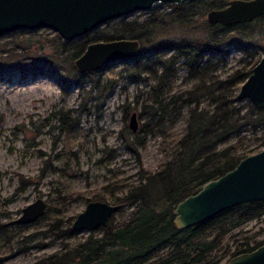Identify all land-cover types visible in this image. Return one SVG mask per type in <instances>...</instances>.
Instances as JSON below:
<instances>
[{"label":"trees","instance_id":"obj_1","mask_svg":"<svg viewBox=\"0 0 264 264\" xmlns=\"http://www.w3.org/2000/svg\"><path fill=\"white\" fill-rule=\"evenodd\" d=\"M225 3L188 0L173 4L168 11H152L143 20H108L105 26L94 29L91 36L84 34L61 43L50 40L55 44V60L66 62L68 59L71 63L92 40L125 37L137 38L141 44H154L151 51L123 57L120 61L122 77L135 82L151 80L139 112L143 120L126 136L130 150L138 153L148 135L158 134L161 158L156 169L141 165L135 181L122 182L108 190V185L102 186L122 207L106 225L85 236H77L71 229L73 216H65L64 211H55L47 204L45 213L32 223L46 219L43 232L58 240L60 247L31 264H221L232 255L264 242V237L258 238L264 234V228L260 227L244 236L233 249L224 246L225 237L232 230L252 219L264 221V200L236 204L184 228L176 227L173 222L172 210L178 201L254 152L255 149L244 144L246 131L264 130V106L257 107L236 97L239 85L256 63L248 58L253 55L248 38L264 29V16L229 25L208 22L206 18L195 25L191 19L194 13L203 15L209 8ZM172 30L179 33L153 43L157 34ZM238 47L247 55L224 74L218 72L230 49ZM168 50L172 52L165 54ZM178 59H182L186 70L181 87L174 86ZM74 68L80 93L86 81L91 86L85 89V94L96 98L103 97L114 85L111 79L102 81L97 69L79 72ZM92 90H95L93 95ZM73 112L71 109L65 112L70 127L75 124L76 117L70 116ZM183 114L186 116L184 130L174 140H166L168 128ZM54 115L61 130H70L63 126L61 109ZM260 145L264 147V136ZM104 195L94 194L88 200H104ZM57 197L65 198L61 193ZM27 225L13 224L22 235L21 241L34 238L33 234H22ZM4 227L5 223L0 221V230Z\"/></svg>","mask_w":264,"mask_h":264},{"label":"rangeland","instance_id":"obj_2","mask_svg":"<svg viewBox=\"0 0 264 264\" xmlns=\"http://www.w3.org/2000/svg\"><path fill=\"white\" fill-rule=\"evenodd\" d=\"M216 1L227 3L228 0ZM173 4L176 3L155 2L148 9L119 18L143 20L152 11L172 9ZM203 18L206 12L191 16L195 25ZM103 26L105 22L98 27ZM175 32L178 31L157 34L153 43L168 39ZM92 33L93 30L87 34ZM50 40L61 43L67 39L51 28H22L0 36V221L5 223L0 230V264H31L60 247L58 240L43 232L46 219L24 227L22 234H33L31 241H21L22 235L14 228L15 223H8L28 202L41 196L53 210H62L65 216L74 218L94 194L104 193V200L114 202L108 191L102 190L103 185H108V190L119 183L135 181L141 165L156 169L161 158L160 135H148L138 153L130 150L131 144L126 139L131 130L128 125L131 113L136 112L138 126L143 120L139 112L151 80L135 82L122 77V61H117L96 70L102 81L114 82L103 97L85 94V89L91 86L89 81L80 93L73 62L55 60V44ZM153 45L141 44L140 53L151 51ZM248 46L253 53L248 58L257 62L264 53V29L248 38ZM171 52L168 50L165 54ZM246 53L239 47L231 48L218 72L224 74L235 67ZM181 63L182 59L176 61L175 87L183 86L186 70ZM58 109L64 113L63 126L70 130L59 128L54 117ZM68 109L74 110L70 116L76 117L72 127L65 113ZM185 119L183 114L174 121L166 140H174L182 133ZM263 136L261 128L248 129L244 144L257 151L262 148ZM58 193L65 198L57 197ZM260 227L264 228V221H248L226 235L224 246L233 249L244 236ZM88 232L84 230L76 235L85 236ZM263 237L264 234L258 235Z\"/></svg>","mask_w":264,"mask_h":264},{"label":"water","instance_id":"obj_3","mask_svg":"<svg viewBox=\"0 0 264 264\" xmlns=\"http://www.w3.org/2000/svg\"><path fill=\"white\" fill-rule=\"evenodd\" d=\"M188 0H0V36L16 29L51 28L65 39L87 34L100 24L132 11L148 9L155 2L181 3ZM264 16V0H228L222 6L206 11L208 22L229 25ZM137 38H114L89 41L73 59L79 72L98 69L123 57L142 53ZM240 100H248L257 107L264 106V53L241 82L236 93ZM129 128H138L136 112L129 120ZM264 200V147L248 153L232 168L212 178L178 201L173 210V222L178 228L197 224L236 204ZM122 207L121 202L90 199L71 222L74 232L91 231L106 225ZM47 208L45 198L38 196L25 204L21 213L8 223L30 224L42 216ZM221 264H264V242L255 248L232 255Z\"/></svg>","mask_w":264,"mask_h":264}]
</instances>
